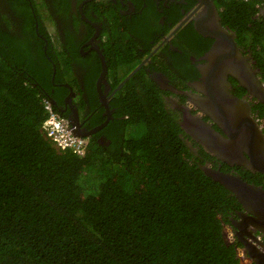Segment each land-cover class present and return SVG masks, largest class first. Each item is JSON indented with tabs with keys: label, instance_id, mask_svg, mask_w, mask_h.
<instances>
[{
	"label": "trees",
	"instance_id": "obj_1",
	"mask_svg": "<svg viewBox=\"0 0 264 264\" xmlns=\"http://www.w3.org/2000/svg\"><path fill=\"white\" fill-rule=\"evenodd\" d=\"M257 1L219 4L226 23L238 16L240 39L254 36L264 79ZM28 46L0 39V264H241V243L223 236L236 198L203 172L210 153L189 150L146 75L122 93L126 118L108 147L88 138L77 155L42 128L47 100L28 62L45 71ZM255 107L264 117V105Z\"/></svg>",
	"mask_w": 264,
	"mask_h": 264
},
{
	"label": "flooded vegetation",
	"instance_id": "obj_2",
	"mask_svg": "<svg viewBox=\"0 0 264 264\" xmlns=\"http://www.w3.org/2000/svg\"><path fill=\"white\" fill-rule=\"evenodd\" d=\"M219 3L220 0H0V39H17L29 45L34 63L38 61L41 69L50 73H37L38 68L28 62L27 68L39 76L38 90L45 92L46 100L74 134L87 135L84 137L108 147L111 129L126 118L120 97L128 87H139L144 74L182 129L180 137L189 150L205 159L202 152L210 153L212 149V158L200 164L202 170L208 167L231 172L264 190V173L249 168L250 163L233 161L230 165L215 155L220 151L219 143L229 141L221 127L227 123L220 119L212 102L218 86V101L230 104L229 111L235 109L232 98L242 101L243 116L250 124V128L245 125L246 133L243 127L236 130L239 113L229 112L227 127L236 133L234 136L252 138L251 128L255 125L264 140V117L255 107L264 105V98L260 101L251 94L237 74L227 72L224 79H219L216 71L208 73L219 54L230 53L238 74L251 78L252 73L264 87L254 36L245 31L240 39L235 28L238 16L232 17L233 23H226L222 12L229 9ZM255 6L253 22L264 21V0H258ZM232 43L234 53L230 51ZM134 68L138 69L123 83ZM136 73H140L138 80H132ZM238 153L250 160L245 150ZM261 196L255 199L258 203L263 201ZM236 201L238 207L229 212L230 224L226 227L233 234L239 231L241 215L248 223L257 222L256 226H248L244 238L264 251V216L258 217V212L255 215L238 198ZM248 217H258V221H249ZM240 243L236 249L244 251Z\"/></svg>",
	"mask_w": 264,
	"mask_h": 264
},
{
	"label": "water",
	"instance_id": "obj_3",
	"mask_svg": "<svg viewBox=\"0 0 264 264\" xmlns=\"http://www.w3.org/2000/svg\"><path fill=\"white\" fill-rule=\"evenodd\" d=\"M231 48H233V50H230L231 53H234L235 46H233V43H232ZM226 57L227 58L229 57L228 61L224 60ZM230 57H231L230 53L219 54L215 58V62H213L208 67V73L214 74V72L216 71V74L218 75L219 79L220 78L224 79L227 72L234 73L235 75L237 74V76H239L240 83L243 86L247 87L249 89L250 93L253 94L254 96H256L261 101L264 98L263 84L261 82H259L257 77L255 78V76L252 73L250 75L251 78H247L245 76H240L238 74V73H240L239 69L238 68L234 69L233 64H231ZM137 69L138 68H134L127 75V77L125 78L123 83L126 82L134 74V72H136ZM218 88H219V86L217 87L216 92H214V95L212 97V102H214V104L216 105V107H217V109L221 115L220 119H222V118L225 119V121L227 123L225 126H221V125L220 126L225 130V134L228 135L229 141L227 142V140H224L223 142L219 143L220 144V151L215 153L216 157L218 156L219 160L226 162L230 165H232L230 162H233V161L236 163H242V164H246V165H247V163H250L251 166L249 168H251L252 170L264 173V140H263V137L259 134V131L257 130V127H255V125H253L251 128L252 138L251 137H245L247 139H243V138L238 139L234 136L236 133L232 132L229 129V127H227L229 124V121H227L226 115L229 114V112H236L237 114L239 113L238 115L240 117H238V120H237L236 130H240L241 127H243L245 129L244 131L246 133V126L245 125L246 124L248 125V123H246V120L243 116L244 112L241 108L242 101H240L236 98H232L231 106L234 105L235 109H234V111L227 110L228 106L230 104H227L226 102L224 104H222L221 102L218 101V99L220 97V91L218 90ZM249 125H248V127L250 128ZM207 127L210 128L209 126H207ZM255 131L257 132V136L254 135ZM211 135H214V133L212 132ZM79 136H87V135H79ZM240 150H245V152L249 156L250 160H247L244 157H240V155L238 153ZM210 153H212V149H210ZM203 171L205 172V174L207 176H209L213 180L219 182L226 189H228L232 194H234L236 196V198H238V201L242 205H244V207L246 208L247 211L254 212L255 215L258 212V214H259L258 217L264 216V190L263 189L248 183L247 181L243 180L239 175L233 174L231 172H224V171H221L219 169L208 168V167H203ZM260 195H263V196H261V199L263 201L261 203H258L257 200H255V199L256 198L260 199ZM241 217H242V219L240 220V222H238V226H237L240 230L239 231L235 230V233L234 234L231 233V235L232 234H233V236L235 235L237 240L243 243V245L245 246V250L247 251L246 252L247 256L250 259H252L253 263L264 264V251L256 248L255 245L248 242L246 240V238H244V235L248 234V226H251V227L256 226L257 222H255V223L249 222L248 223L246 220V217H244L243 215H241ZM248 218H249V221H254L255 219L258 221L257 218H255V219H251V217H248ZM243 224H244V226L241 227V225H243ZM223 236L226 238L225 229L223 232ZM226 242L230 243L231 241L226 240ZM252 251H254L255 254H253Z\"/></svg>",
	"mask_w": 264,
	"mask_h": 264
},
{
	"label": "built area",
	"instance_id": "obj_4",
	"mask_svg": "<svg viewBox=\"0 0 264 264\" xmlns=\"http://www.w3.org/2000/svg\"><path fill=\"white\" fill-rule=\"evenodd\" d=\"M44 107L47 111V117L42 123V128L46 135L59 149H70L77 155H83L86 149L87 140L76 136L72 132L68 122L53 110L52 105L48 101L45 102ZM228 237L233 239L231 232L228 233ZM236 251L239 256H243L242 249H237ZM245 262L247 264L248 260L245 259Z\"/></svg>",
	"mask_w": 264,
	"mask_h": 264
},
{
	"label": "clouds",
	"instance_id": "obj_5",
	"mask_svg": "<svg viewBox=\"0 0 264 264\" xmlns=\"http://www.w3.org/2000/svg\"><path fill=\"white\" fill-rule=\"evenodd\" d=\"M49 102V101H48ZM53 110H54V108H53ZM55 111V110H54ZM56 112V111H55ZM47 117V116H46ZM44 121V120H43ZM43 123V122H42ZM73 132V131H72ZM74 133V132H73ZM76 135V134H75ZM76 136H78V137H82V138H85L87 141H88V137L86 138V137H84V136H79V135H76ZM56 146V145H55ZM86 146H87V144H86ZM57 147V146H56ZM58 148V147H57ZM62 150V149H61ZM68 150H70V149H68ZM227 226V225H226ZM226 226L224 227V229L226 228ZM232 233V232H231ZM232 238L234 239V236H233V234H232ZM233 239L231 240V242H233ZM237 250V249H236ZM236 254H237V251H236ZM237 257L239 258V260H240V262H241V264H246V262H245V259H247L248 260V263L247 264H252V260L247 256V253H246V251L244 250L243 251V256H239L238 254H237Z\"/></svg>",
	"mask_w": 264,
	"mask_h": 264
},
{
	"label": "rangeland",
	"instance_id": "obj_6",
	"mask_svg": "<svg viewBox=\"0 0 264 264\" xmlns=\"http://www.w3.org/2000/svg\"><path fill=\"white\" fill-rule=\"evenodd\" d=\"M129 68H130V67H129ZM129 68H128V69H129ZM128 69H127V70H128ZM230 232H231L230 229H229L228 227H226V228H225V235H226V240H227V241H231V240H232V239H230V238L227 237V236H228V233H230Z\"/></svg>",
	"mask_w": 264,
	"mask_h": 264
}]
</instances>
